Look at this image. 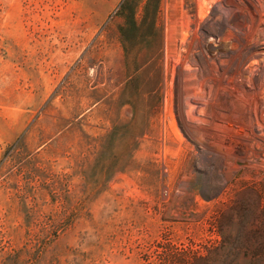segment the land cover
<instances>
[{"label": "rangeland", "instance_id": "1", "mask_svg": "<svg viewBox=\"0 0 264 264\" xmlns=\"http://www.w3.org/2000/svg\"><path fill=\"white\" fill-rule=\"evenodd\" d=\"M180 254L264 264V0H0V264Z\"/></svg>", "mask_w": 264, "mask_h": 264}, {"label": "trees", "instance_id": "2", "mask_svg": "<svg viewBox=\"0 0 264 264\" xmlns=\"http://www.w3.org/2000/svg\"><path fill=\"white\" fill-rule=\"evenodd\" d=\"M173 260H176L177 264H187L188 262L187 259H184V256L182 254L179 255L178 259H173ZM195 260H198V259H195Z\"/></svg>", "mask_w": 264, "mask_h": 264}]
</instances>
